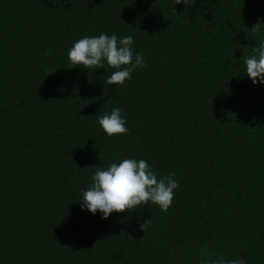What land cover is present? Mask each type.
<instances>
[{"label": "trees", "instance_id": "1", "mask_svg": "<svg viewBox=\"0 0 264 264\" xmlns=\"http://www.w3.org/2000/svg\"><path fill=\"white\" fill-rule=\"evenodd\" d=\"M101 33L131 35L147 66L123 85L107 64L69 69ZM261 38L264 0H0V264H264V84L244 72ZM116 107L129 132L109 137ZM124 158L175 172L167 212L81 208Z\"/></svg>", "mask_w": 264, "mask_h": 264}, {"label": "clouds", "instance_id": "2", "mask_svg": "<svg viewBox=\"0 0 264 264\" xmlns=\"http://www.w3.org/2000/svg\"><path fill=\"white\" fill-rule=\"evenodd\" d=\"M175 5L184 4L192 7L195 0H174ZM175 11V8L173 9ZM262 23H256L251 28L253 33H261ZM131 35L118 38L115 34L101 33L97 36H84L74 42L68 51L69 69L79 66L87 69L108 68L114 71L104 81L107 85H123L132 73L139 67H146L143 53H135L132 48ZM45 55L50 53L45 50ZM247 76L253 84H264V38L258 46L252 49V55L244 60ZM56 70V69H55ZM55 70L47 69V73ZM98 122L103 131L109 136L127 134L126 118L122 117L119 107L109 113L98 116ZM175 172L158 177L151 165L145 159L124 158L119 163H111L106 169L98 168L92 176V183L87 190L82 191L78 201L82 209L87 208L92 214L97 211L106 219L113 213L131 212L151 202L167 212L174 199V191L179 188ZM151 225V219H146L139 227L146 233ZM207 248L202 249L200 256H211ZM200 264H245L243 257L235 259L201 260Z\"/></svg>", "mask_w": 264, "mask_h": 264}]
</instances>
